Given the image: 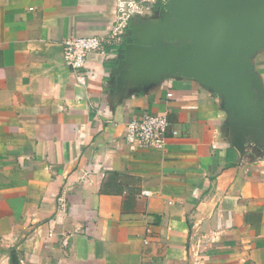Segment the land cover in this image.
<instances>
[{"label":"crops","instance_id":"0c3cea01","mask_svg":"<svg viewBox=\"0 0 264 264\" xmlns=\"http://www.w3.org/2000/svg\"><path fill=\"white\" fill-rule=\"evenodd\" d=\"M118 1L0 0V264H264V136L239 152L203 82L119 79L123 43L64 63L63 41L110 32ZM145 113L169 121L162 147L125 142Z\"/></svg>","mask_w":264,"mask_h":264},{"label":"water","instance_id":"95a60500","mask_svg":"<svg viewBox=\"0 0 264 264\" xmlns=\"http://www.w3.org/2000/svg\"><path fill=\"white\" fill-rule=\"evenodd\" d=\"M163 5L158 23L129 24L113 73L142 85L172 74L210 86L232 113V145L243 152L249 136H264V88L251 60L264 48V0Z\"/></svg>","mask_w":264,"mask_h":264},{"label":"built area","instance_id":"2783aa9c","mask_svg":"<svg viewBox=\"0 0 264 264\" xmlns=\"http://www.w3.org/2000/svg\"><path fill=\"white\" fill-rule=\"evenodd\" d=\"M135 0H119L115 23L103 36H69L62 43L64 63L71 69H83L91 54L114 53L124 42L122 37L129 27V19L135 10ZM169 121L163 114L145 113L124 122L123 137L132 146L162 147L167 138ZM176 133V131H173Z\"/></svg>","mask_w":264,"mask_h":264},{"label":"rangeland","instance_id":"374dc122","mask_svg":"<svg viewBox=\"0 0 264 264\" xmlns=\"http://www.w3.org/2000/svg\"><path fill=\"white\" fill-rule=\"evenodd\" d=\"M163 3L165 4V0H135V2H133V5H135V10L129 19V24H131L132 22V25L135 24L136 26H138L140 25V23H158L161 16L163 15L162 8L165 7ZM163 19L165 20L166 18L163 17ZM124 35L125 41V38H127V34ZM257 53L259 52H255V55ZM253 57L254 56H252L251 58L253 59Z\"/></svg>","mask_w":264,"mask_h":264}]
</instances>
